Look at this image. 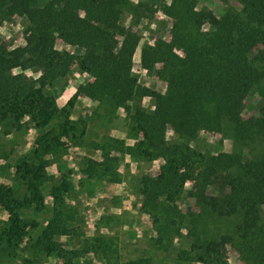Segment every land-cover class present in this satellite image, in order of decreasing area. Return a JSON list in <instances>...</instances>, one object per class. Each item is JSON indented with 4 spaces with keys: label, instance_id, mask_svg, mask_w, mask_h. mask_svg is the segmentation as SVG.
<instances>
[{
    "label": "trees",
    "instance_id": "obj_1",
    "mask_svg": "<svg viewBox=\"0 0 264 264\" xmlns=\"http://www.w3.org/2000/svg\"><path fill=\"white\" fill-rule=\"evenodd\" d=\"M237 2L240 8L227 3L216 14L194 11L197 0H0V26L14 15L25 19L23 45L0 43V126L17 135L33 122L37 130L31 154L14 163L23 189L0 184V207L8 214L0 218V264H45L50 257L89 264L86 253L104 264H167L153 253L121 260L103 233L62 242L78 235L77 211L67 198L74 183L58 164L70 144L101 152L100 159L86 157L85 183L123 182L121 153L135 162L162 160L155 175L141 174L135 186L156 231L153 245L172 249L177 262L231 264L230 244L242 264H264V0ZM156 11L172 19V39L143 47L141 67L155 71L165 91L140 83L134 72L140 36L122 20L124 12L144 18ZM59 39L78 51L58 48ZM72 65L88 78L59 106ZM15 67L20 74H12ZM28 69L38 75L28 77ZM80 96L97 106L73 118ZM146 96L155 110L143 105ZM120 108L134 143L107 132L89 139L95 124L115 122ZM170 128L178 136L172 142ZM203 130L218 133L220 143L232 139L233 150H199L192 142ZM51 164L59 174L48 172ZM186 200L194 205L185 211ZM176 236L187 247L175 249Z\"/></svg>",
    "mask_w": 264,
    "mask_h": 264
},
{
    "label": "rangeland",
    "instance_id": "obj_2",
    "mask_svg": "<svg viewBox=\"0 0 264 264\" xmlns=\"http://www.w3.org/2000/svg\"><path fill=\"white\" fill-rule=\"evenodd\" d=\"M135 5L143 0H131ZM151 1V0H147ZM163 1V0H162ZM167 2V0H164ZM230 5L240 8L237 0H197V8L208 7L216 14H220L225 5ZM24 17L14 15L8 20H5L0 29V43L5 44L11 48L13 46L23 45L24 39ZM122 20L127 25L133 28L140 36L139 44L134 54V72L139 78L140 83L151 87L152 89L165 91L166 83L159 79L155 71H148L141 67V51L146 45L155 44L160 39L171 40L172 19L165 15L162 11H156L148 17H139L134 13L124 12ZM152 25H155L153 28ZM23 41V43H21ZM57 47L60 49H67L71 51H78V48L66 46V44L59 39ZM179 53L184 50L177 48ZM31 72L32 75H27ZM28 77H35L38 74L33 70L25 71ZM68 84L60 91L57 98L59 106H63L70 99L68 91H66L69 83L72 86H78L79 83L84 82L88 77L78 71L75 65H72L70 72L66 76ZM63 80L56 82L58 88H61ZM66 91V92H65ZM69 97V98H68ZM81 96L80 101H76L75 107L72 110V117L77 118L93 111L88 108L90 100L88 97ZM148 96L143 98V105L151 109V99ZM126 112L122 108L118 110V119L108 125L95 124L94 132H91L89 139L92 141H100L101 135L107 132L110 135L119 137L124 135L123 129L127 130L125 126ZM27 119H25L26 121ZM92 127V126H91ZM3 127L0 126V165L3 166L0 171V184H5L14 187L15 189H23L18 182L14 180V163L17 157L21 155L31 154L32 148L37 138V130L33 122L29 123L28 129L18 134L4 133ZM96 133V134H95ZM98 134V136H97ZM120 138V137H119ZM220 135L211 130H203L200 132L198 138L192 142V145L202 151L222 149L232 151L234 148L233 140L230 138L219 142ZM178 139V136L172 128L167 131V140L172 142ZM129 144H133L134 140L130 139ZM5 152V153H3ZM117 154L116 152H112ZM101 152L95 147L89 145L84 147L68 146V151L61 159L58 160L60 164L61 173H67L74 183L73 188L68 194L67 198L70 203L75 206L77 217L75 216L74 226L78 235L73 238L63 237L62 242L69 246L70 243H76L84 240L85 236H93L97 233H103L107 237H112L113 245L117 246L118 256L121 260L135 258L139 256H148L153 253V257L157 258L159 263L166 262L167 264H201L198 262H177L170 252L164 249H158L153 245V239L156 237V231L149 214L141 211V196L136 191V182L141 174L155 175L161 166L162 160L156 159L150 162H135L130 156L119 154V169L123 178V182H98L95 184L85 183L83 178V168L85 167L86 157H94L100 159ZM62 163V165H61ZM7 166V167H5ZM49 173L59 174L57 164L48 166ZM190 187V183L187 184ZM52 198L46 196V202L51 203ZM193 200H186L180 202L183 210L193 207ZM75 211V214H76ZM7 212L0 207V218L7 217ZM46 214H42V217ZM33 219H41V215H33ZM35 228L33 233H35ZM116 244V245H115ZM174 247H187V243L183 237L176 236L174 238ZM225 256L231 264H242L237 249L228 244L225 247ZM100 257V256H99ZM101 258V257H100ZM96 255L86 253L87 261L91 264H104ZM102 259V258H101ZM61 260L55 257L47 259L45 264H60Z\"/></svg>",
    "mask_w": 264,
    "mask_h": 264
},
{
    "label": "crops",
    "instance_id": "obj_3",
    "mask_svg": "<svg viewBox=\"0 0 264 264\" xmlns=\"http://www.w3.org/2000/svg\"><path fill=\"white\" fill-rule=\"evenodd\" d=\"M88 77H84V79H87ZM76 90H77V86H72L71 87V84L69 83V85L67 86V89H66V91H68V92H70L69 94V97L70 96H72L75 92H76ZM65 91V92H66ZM68 97V98H69ZM86 97V96H85ZM84 97V98H85ZM80 98H81V96L78 98V101H80ZM89 98V97H88ZM148 98L149 99H151V107H153L154 106V100H153V98H151V97H149L148 96ZM88 100H90V102H89V104H87V106H89L88 108H92V109H94L96 106H97V102L94 100V99H92V98H89ZM123 109V108H122ZM124 110V109H123ZM123 131H124V135H121V136H119L120 138H124L126 141H127V143H128V141L130 140L128 137H127V130L125 129H123Z\"/></svg>",
    "mask_w": 264,
    "mask_h": 264
},
{
    "label": "clouds",
    "instance_id": "obj_4",
    "mask_svg": "<svg viewBox=\"0 0 264 264\" xmlns=\"http://www.w3.org/2000/svg\"><path fill=\"white\" fill-rule=\"evenodd\" d=\"M167 3H168L169 5H171L172 0H167ZM194 11H199V8L194 9ZM80 15H81V18H83L84 13L82 12ZM152 27L154 28L155 25H152ZM202 30L206 31L207 28H205V27L202 26ZM3 31H4L3 29H0V32H3ZM21 43H23V41H21ZM14 47H15V46H13V48H14ZM9 50L11 51V50H13V49H9ZM179 54H180L181 56L183 55L182 53H179ZM11 71H12V74H13V75H18V74H20L21 69H20L19 67H15V68H13ZM27 75L31 76L32 73H31V72H28ZM147 99H148V98H146V100H147ZM153 110H155L154 106H153ZM25 119H28V117L26 116ZM185 186H186V187L188 186V185H187V182H186V185H185ZM4 218L6 219L7 217H4Z\"/></svg>",
    "mask_w": 264,
    "mask_h": 264
}]
</instances>
